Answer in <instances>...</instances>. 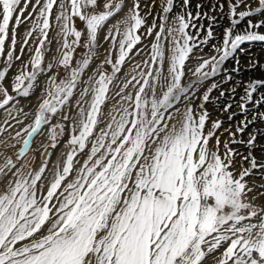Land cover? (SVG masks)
Segmentation results:
<instances>
[{"label":"snow or ice","instance_id":"1","mask_svg":"<svg viewBox=\"0 0 264 264\" xmlns=\"http://www.w3.org/2000/svg\"><path fill=\"white\" fill-rule=\"evenodd\" d=\"M189 2L182 0L184 11L174 13L175 0H162L159 23L154 19L149 25L139 0H134L105 36L112 51L104 63L111 71L84 82L90 87L80 91L77 114L69 117L63 110L70 107L84 70L97 55L99 32L122 12L124 0H36L27 18L24 13L32 0H0V59L5 64L0 69V264H264V202L255 203L246 181L254 170H264V148L259 159L253 155L264 132L248 131L252 120L242 119L235 132L225 129L231 139L221 151L216 132L222 121H213L206 131L209 112L204 107L211 93L229 82L227 92L233 99L222 111L229 112L234 102L247 116L250 105L257 110L264 105V80L235 82L232 73L241 71L238 58L231 69L225 67L246 43L264 42V0L229 3L230 26L207 58L195 56L194 49L208 45L214 32L209 26L200 36L203 26L196 21L201 13L188 12ZM241 6L246 10L238 11ZM37 9L17 55L16 30ZM256 14L258 21L248 19ZM77 19L82 29L76 28ZM53 20L62 38L60 59L45 65ZM33 33H38V46L9 79L11 66L22 59ZM146 38L150 43L144 44ZM141 44L148 48L147 58L122 81L119 100L105 119L110 86L126 62L141 56ZM80 46L86 51L73 66ZM190 59L199 61L194 69L188 67ZM256 66L249 61V68ZM42 74L48 78L33 114L18 106L19 100L31 95ZM209 80L210 86L197 97L198 87ZM237 87L242 93L234 101ZM225 94L221 90L217 99ZM194 99L202 102L193 107ZM182 101L183 110L177 107ZM235 115L229 113L228 119ZM57 116L72 121L68 151L60 155L63 165L58 162L49 169L45 159L36 170L28 156L35 138L49 126L48 139L55 148L65 133L64 125L51 124ZM253 120L264 123V112L258 110ZM101 123L105 127H99ZM213 137L215 144L210 145ZM233 145L243 146L248 154ZM8 149L16 151L9 155ZM237 155L248 168L235 167Z\"/></svg>","mask_w":264,"mask_h":264},{"label":"rangeland","instance_id":"2","mask_svg":"<svg viewBox=\"0 0 264 264\" xmlns=\"http://www.w3.org/2000/svg\"><path fill=\"white\" fill-rule=\"evenodd\" d=\"M36 0H32V4L29 5L28 11L24 13V17L27 18L29 13L32 12V6L35 4ZM161 2L162 0H139L140 5V12L141 15L145 16L147 23L149 25L152 24L153 20L156 19L157 23H159L158 14L161 13ZM235 0H190L187 11L191 12L193 15H195L197 12L201 13V19L196 21L197 25H202L203 28L200 30V36L203 37L205 35L206 31L208 30L209 26H211L213 32H214V38L209 41L208 45L202 46V49H194L195 56H203L205 58L215 54L212 51V45L213 44H219L222 42V36L223 31L225 28L230 26V20L227 15L228 13V6L229 3H234ZM41 3H43V0H41ZM125 7L123 8L122 12L117 14L115 17L111 18L107 24L105 25L104 29L99 32L98 36V45L97 48V55L91 60L89 66L84 70L81 83L78 85L75 95L71 100L70 107H65L63 110V114L69 115V117H74L77 114V106L76 101L79 99V93L84 87H90V85L85 84L84 82L88 81L91 77L95 76L98 78L100 72H110L111 71V65L105 64V56L109 51H112L110 48L111 40H105V36L107 35L108 28L111 27L113 24L117 23V21L122 20L125 15L128 13L129 9L132 8L134 0H124ZM182 3V0H175V5L173 12L179 13L183 12L184 9L180 7V4ZM197 5H200L201 7H197ZM221 5H223V11H221ZM23 6V2L21 4ZM239 10H246L243 6L238 9ZM38 14V9L36 13H33L32 19H24V22L17 28V45H16V54L20 55V47L23 45L24 39L26 34L32 29L33 23L36 20V15ZM204 14H207L205 17ZM214 17L215 19L212 20L211 18ZM260 18V14H256L255 16L248 18L252 19L254 22L258 21ZM14 23V21H13ZM246 21L241 22V25L238 26V28H243ZM75 26L77 29H82L84 25L81 21L78 19L75 21ZM169 26H171V14H170V21ZM123 25H121V31H123ZM59 29L56 26L55 21L52 22V27L48 32V41L50 43L46 42L47 51L45 52V59L44 63L47 65L49 62H54L60 59V52L57 50L60 48V43H58V40L62 42V38L58 37ZM193 33H195L196 29H190ZM261 34H264V28L260 29ZM38 33H33L32 37L29 38L28 45L25 48V52L22 55V59L15 61L13 65L11 66V70L8 72L9 79H14V76L18 73L20 67L22 64L27 63L30 58V50L31 52H34L35 47L38 46V40H37ZM72 38L69 37V40ZM11 42V26L9 30V41ZM119 37H117V47H118ZM150 43V38H146L144 40V44ZM81 45H83V40L80 42ZM144 44L137 45V48H143V52L141 53V56L135 57V59L132 61V63H125L123 66V71L119 74L120 78L114 82L112 86H110V91L108 93V100L106 105L103 108V111L105 113V119L107 118V113L111 111L114 105L117 104V101L119 100V97L116 96V93L119 91V86L122 85V81H124L125 77L127 76L128 79L131 78V75L129 74H135L132 73V68L137 62H141L142 59H146L147 56L145 53L148 52V48L144 47ZM167 47V45H166ZM244 51L238 50L236 57L233 59H230L226 62L225 67L228 69H231L234 66L235 59H239V67L241 68V71L239 73H232L234 77L235 82H243V81H250L253 79H259L264 80V67H261L264 65V42H253L251 44H245L242 46ZM86 51V49L83 46L77 47L75 50V54L73 57V66H75V63L77 60H79L82 56V54ZM135 51V49H134ZM166 55L168 53L166 52ZM113 59H115V55L113 53ZM249 61H256L257 66L255 68H249ZM199 61L197 59H190L188 61V67L193 68L197 65ZM101 65H103L101 67ZM5 67L4 61L0 59V69H3ZM53 71L55 72L56 69L54 68ZM61 72V78L63 75V70L60 69ZM50 75V74H49ZM47 75L42 74L38 77L36 81V86L34 87L31 95L28 98H20L19 105L22 106L26 111H29L34 114L37 106V100L41 99L45 90L46 82H47ZM214 80H220L221 77H215ZM212 83V80L206 81L204 85L198 87V89L195 92V95L197 97L202 96L204 91L210 84ZM233 82L225 83L222 86V89L214 90L211 93L210 96V102L205 103L204 107L209 112V120L208 124L206 126V131L211 128V123L216 120L222 121V127L217 130L216 135L219 136L221 144L220 148L221 151H223V144L225 141H230L231 137L229 136V132H226L225 129H229L231 132H235L237 122L242 119H248L252 120V124L250 125L248 131H261L264 132V123L258 122L256 120H253L254 114L257 113L259 110L260 112H264V105H259V109L252 108V106H249V112L247 113V116L242 115L237 110L235 103L233 102V107L229 109V112H224L222 109L224 108L225 104H227L230 99H233L231 97V94L227 92V89L231 86ZM4 84L6 87H8V90L11 92V85L9 83V80H5ZM130 90V89H129ZM221 90H225L226 94L223 98L217 99L219 97V92ZM261 92H264V88L260 89ZM242 93V89L237 87V94L234 97V101L239 100V96ZM159 95V91L157 93ZM257 95L258 94H254ZM90 99V96L87 98ZM201 100H193V107L201 103ZM177 107H180L183 110L184 102L182 101L180 104L177 105ZM231 112H235L236 115L233 117L232 120L228 119V115ZM3 110H0V121L3 120ZM29 120H31V116L29 117ZM29 120L25 121V125L29 122ZM15 123L14 121L12 122ZM57 123H60L65 126V133L62 136L58 137V143L55 148H52L50 146V140L48 139V133L50 131L49 126H45V129L43 131V135L37 136L33 142L32 150L29 152L28 156L30 159H33V163L31 167L38 170L41 164L43 163V160L47 159L49 164L48 167L51 169L53 165L57 164L58 162L63 165V160L60 158L61 153H66L68 149L65 147L67 144V141L69 139V132L70 128L72 126L71 119L69 121H64L61 119V116H57L55 119L52 120L51 124L52 126H55ZM0 126H4L2 123H0ZM17 128L22 126H16ZM99 127L103 128L105 127L104 123H101ZM11 130V129H10ZM14 134V133H13ZM239 136V134H237ZM4 138H7V134H4ZM244 138H247V133H245ZM10 143H15L14 141H10ZM215 144V137L210 141V145ZM20 147L19 144L16 145V149ZM233 147H239V151L247 155V149L243 146H236L233 145ZM264 148V136H258L257 140V148L253 152V155H255L258 159L260 155L262 154L261 149ZM16 149H8L7 154L11 155L12 152L16 151ZM46 149V151H45ZM83 157H81V160ZM241 166L244 168H248L249 164L247 161H244L242 159V156L237 155L235 158V167L239 169ZM79 167V165H77ZM49 173H46L48 175ZM71 178V177H69ZM246 181L248 186L252 189V191L249 193V196L252 197L255 201V203L260 204L264 202V170L257 169L254 170L249 176L246 177Z\"/></svg>","mask_w":264,"mask_h":264}]
</instances>
